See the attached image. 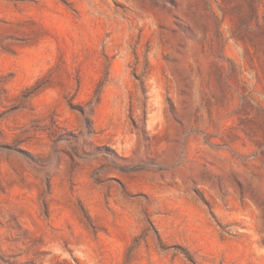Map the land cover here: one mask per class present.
<instances>
[{
  "label": "rangeland",
  "instance_id": "obj_1",
  "mask_svg": "<svg viewBox=\"0 0 264 264\" xmlns=\"http://www.w3.org/2000/svg\"><path fill=\"white\" fill-rule=\"evenodd\" d=\"M0 264H264V0H0Z\"/></svg>",
  "mask_w": 264,
  "mask_h": 264
}]
</instances>
